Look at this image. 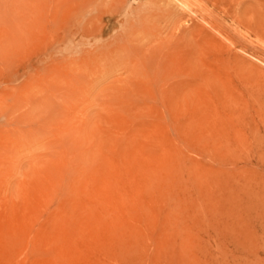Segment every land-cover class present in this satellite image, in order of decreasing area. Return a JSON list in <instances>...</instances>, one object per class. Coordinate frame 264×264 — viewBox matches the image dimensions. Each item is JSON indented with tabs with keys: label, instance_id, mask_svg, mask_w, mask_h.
Instances as JSON below:
<instances>
[{
	"label": "rangeland",
	"instance_id": "1",
	"mask_svg": "<svg viewBox=\"0 0 264 264\" xmlns=\"http://www.w3.org/2000/svg\"><path fill=\"white\" fill-rule=\"evenodd\" d=\"M15 1H0V264H264V0H177L132 42L143 0L98 3L90 28L72 0ZM114 41L124 63L95 60ZM204 135L231 143L232 177Z\"/></svg>",
	"mask_w": 264,
	"mask_h": 264
},
{
	"label": "bare ground",
	"instance_id": "2",
	"mask_svg": "<svg viewBox=\"0 0 264 264\" xmlns=\"http://www.w3.org/2000/svg\"><path fill=\"white\" fill-rule=\"evenodd\" d=\"M1 1V0H0ZM15 1V0H14ZM24 1V0H23ZM26 1V0H25ZM70 1V2H69ZM103 1H106V0H72V3L73 4H75L76 5V8L74 9V11L72 12L73 13V18H75V20L77 21V22H79V23H81V25L84 27V28H87L88 26H89V24L87 25V22H88V20L90 21V19H91V15H93L92 13H94L95 11H97L98 12V10H95V9H97V4L98 3H100V2H103ZM111 1H113V0H111ZM122 1H124V0H121V2ZM177 0H143L142 1V3L141 4H139V7L138 8H136L134 11L132 10L131 11V13H130V15L128 14V16H127V21H130V23H131V27H133V28H135V29H133V31L132 30H130V28L128 29V30H124L125 32H124V39L126 40V41H129V42H132L131 40H136V39H139L138 38V35L140 34V35H144V34H142L141 32L142 31H140V30H137V27L139 28V27H144L146 24H148V23H153L154 21H156L157 19H158V16H164V15H168L169 17H174L176 14H177V7H178V5H179V1L178 2H176ZM185 1V0H184ZM192 1V0H191ZM213 1V0H212ZM218 0H215V2H217ZM11 2H12V0H11ZM10 2V3H11ZM16 2V1H15ZM190 2V1H189ZM10 3H6V4H8V5H10ZM22 3V2H21ZM31 2H29L28 4H30ZM58 3V2H57ZM65 3V2H64ZM66 3H69L66 7H68V6H70V3H71V0H68V2H66ZM104 3V2H103ZM115 3V2H114ZM119 3V2H118ZM178 3V4H177ZM262 3H263V1H262ZM27 4V3H26ZM32 4V3H31ZM45 4V3H44ZM46 4H48V3H46ZM54 4V3H53ZM73 4H72V6H73ZM181 4V3H180ZM206 4V3H205ZM14 5H16V4H14ZM58 5V4H57ZM74 5V6H75ZM106 5V4H105ZM109 6H110V4H108ZM107 5V6H108ZM111 5H113L112 3H111ZM207 5V4H206ZM60 6V5H59ZM58 6V7H59ZM136 6V5H135ZM179 6H182V5H179ZM191 6V5H190ZM208 6V5H207ZM36 7H37V5H36ZM61 8H62V6H60ZM59 7V8H60ZM63 7H65V5L63 6ZM204 7V6H203ZM213 7H215V6H213ZM19 8H21V7H19ZM44 9H45V7H43ZM47 9H46V12H48V11H50V10H52V8L50 7H46ZM56 8V7H55ZM54 8V6H53V10H56ZM103 8H105V7H103ZM204 8H206V6L204 7ZM203 8V9H204ZM211 8V7H210ZM8 9H10V8H8ZM11 9H12V7H11ZM63 9V8H62ZM67 9V8H66ZM120 9V8H119ZM122 9H124V7H122ZM192 9V8H191ZM194 9V8H193ZM24 10V9H23ZM48 10V11H47ZM64 10V12H62V10H61V13L63 14L64 13V15H65V8L63 9ZM69 10V9H68ZM93 10H95L94 12H93ZM187 10V9H186ZM189 10V9H188ZM201 10V9H200ZM213 10V9H212ZM9 11V10H8ZM28 11V10H27ZM102 11V10H101ZM182 11V10H181ZM184 11V10H183ZM209 11V10H208ZM207 11V12H208ZM214 11V10H213ZM37 12H39V11H37ZM56 12V11H55ZM10 13H12V11L10 12ZM15 13V12H14ZM17 13V12H16ZM66 13H68V12H66ZM70 13V12H69ZM123 13V12H122ZM126 13V12H125ZM124 13V14H125ZM36 14V13H35ZM39 14L41 15V13L39 12ZM54 14V13H53ZM71 14V13H70ZM96 14V13H95ZM211 14V13H210ZM15 15V14H14ZM13 15V16H14ZM24 15V14H23ZM22 15V16H23ZM49 15V14H48ZM52 15V13L50 14V16ZM60 15V14H59ZM72 15V14H71ZM101 15V14H100ZM120 15H121V13H120ZM213 15V14H212ZM27 16V14L25 15V17ZM45 16V15H44ZM52 16H54V15H52ZM55 16H57V15H55ZM68 16V15H67ZM96 16V15H95ZM15 18H17V15L16 16H14ZM31 17V16H30ZM39 17V16H38ZM65 17H66V15H65ZM65 17L64 16H62V18H64L65 19ZM121 17V16H120ZM168 17V18H169ZM11 18H13V17H11ZM24 18V17H23ZM34 18V17H33ZM69 18V17H68ZM67 18V19H68ZM92 18H93V16H92ZM95 19H96V17H94ZM175 18V17H174ZM167 19V18H166ZM183 19V18H182ZM181 19V21H183ZM34 20V19H33ZM94 20V19H93ZM110 20V19H109ZM123 20H124V18H123ZM159 20V19H158ZM17 21V20H16ZM23 21H25V20H23ZM22 21V22H23ZM37 21V20H36ZM45 21V20H44ZM94 21H96V20H94ZM126 21V20H125ZM21 22V21H20ZM29 22V21H28ZM66 22V21H65ZM157 22V21H156ZM170 22V21H169ZM180 22V21H179ZM184 22V21H183ZM33 23V22H32ZM52 23V22H51ZM61 23V22H60ZM59 23V24H60ZM94 23V22H93ZM118 23V22H117ZM182 23V22H181ZM25 24V23H24ZM36 24V23H35ZM71 24V23H70ZM40 25V24H39ZM50 25V24H49ZM48 25V26H49ZM72 25V24H71ZM78 25V24H77ZM80 25V26H81ZM114 25V24H113ZM121 25V24H120ZM124 25H125V23H124ZM162 25V24H161ZM47 26V25H46ZM85 26H87V27H85ZM93 26H94V24H93ZM95 26H96V23H95ZM94 26V27H95ZM32 27V26H31ZM54 27H55V25H54ZM57 27V26H56ZM60 26L58 25V28H59ZM98 27H100V26H98ZM120 27V26H119ZM156 27V26H155ZM60 28H62V27H60ZM88 28H90V27H88ZM109 28V27H108ZM113 28V27H112ZM42 29V28H41ZM41 29H39V30H41ZM47 29V28H46ZM48 29H50V27L48 28ZM82 29V31H83V28H81ZM92 29H93V27H92ZM124 29V28H123ZM122 29V30H123ZM26 30V29H25ZM32 30V29H31ZM51 30V29H50ZM58 30V29H57ZM56 30V31H57ZM63 30V29H62ZM88 30V29H87ZM98 30V29H97ZM112 29H110V31H111ZM157 30H159V29H157ZM161 30V29H160ZM80 31V30H79ZM78 31V32H79ZM109 31V30H108ZM135 31H138V32H135ZM68 32V31H67ZM114 32V31H113ZM112 32V33H113ZM118 32H119V29H118ZM33 33H35V30H34V32L32 31V34ZM39 33V32H38ZM41 33V32H40ZM69 33V32H68ZM82 33V32H81ZM88 33H89V31H88ZM90 33H91V31H90ZM144 33V32H143ZM146 33V32H145ZM200 33V32H199ZM61 34H63V32H61ZM86 34V33H85ZM110 34V33H109ZM33 35H35V34H33ZM78 35V34H77ZM88 35V34H87ZM40 36V35H39ZM38 36V37H39ZM64 36V35H63ZM80 36V35H79ZM161 36V35H160ZM57 37V36H56ZM66 37V36H65ZM88 38H86L85 37V39H87L86 41H88V42H90V37L91 36H87ZM98 37V36H97ZM101 37V36H100ZM105 37V36H104ZM103 37V38H104ZM108 37V36H107ZM107 37H105V38H107ZM150 37V36H149ZM62 38V37H61ZM152 38V37H151ZM118 39V38H117ZM226 39V38H225ZM59 40H61V39H58V41ZM70 40H71V42H74L75 41V39H74V36L72 37V38H70ZM80 41H78L79 43H82L83 41L85 42V40L84 39H79ZM114 40H115V38H114ZM166 41V40H165ZM190 41H191V39H190ZM100 42V41H99ZM115 42V41H114ZM135 42V41H134ZM138 42H140V41H138ZM86 43V42H85ZM90 43H92L93 44V42L91 41ZM107 43V42H106ZM144 43H146V42H144ZM232 43V42H231ZM75 44V43H74ZM95 44V46H96V48H94V50L97 52V54H96V57H95V60H97V61H99V62H101V63H103V62H105V61H109L111 64H117V65H120V64H122V63H124V60L127 58V52H128V48H127V45H123V46H121V43H120V41L118 42L117 41V43L115 42V44H114V46H110V48H106V47H104V45H102V44H97V43H94ZM133 44V43H132ZM141 45H142V43H140ZM172 45H174V44H172ZM185 45V44H184ZM189 45V44H188ZM90 46V45H89ZM98 46V47H97ZM108 46V45H107ZM139 46V45H138ZM156 46V45H155ZM162 46V45H161ZM181 46V45H180ZM141 47V46H140ZM146 47V46H145ZM168 47H171V45L169 44V46ZM176 47V46H175ZM196 47V46H195ZM78 48V47H77ZM82 48V47H81ZM88 48V47H87ZM143 48V47H142ZM163 48V47H162ZM79 49V48H78ZM86 49V48H85ZM131 49V48H130ZM156 49V48H155ZM159 49H161V47L159 48ZM159 49H157L158 51H159ZM167 49V48H166ZM172 49V48H171ZM171 49H169V50H171ZM191 49H192V47H191ZM93 50V51H94ZM136 50V49H135ZM84 51V50H83ZM156 51V50H155ZM154 51V52H155ZM162 51H163V49H162ZM165 51V50H164ZM186 51V50H185ZM75 52V51H74ZM87 52V51H86ZM85 52V53H86ZM152 52V51H151ZM153 52V57H154V55H156V53H154ZM87 53H89V52H87ZM94 53V52H93ZM145 53V52H144ZM164 53V52H163ZM139 54V53H138ZM160 54V53H159ZM189 54H190V52H189ZM73 55V54H72ZM148 55V54H147ZM192 55V54H191ZM132 57V56H131ZM144 57V56H143ZM152 57V56H151ZM150 58V57H149ZM144 59H145V57H144ZM156 59H157V57H156ZM129 60V59H128ZM153 60V58L151 59V61ZM182 60V59H181ZM73 61V60H72ZM94 61V60H93ZM163 61H164V59H163ZM170 62V61H169ZM131 63V62H130ZM161 63V62H160ZM164 63V62H163ZM97 64V63H96ZM169 64V63H168ZM127 65V64H126ZM145 65V64H144ZM104 66V65H103ZM146 66V65H145ZM81 67V66H80ZM79 67V68H80ZM75 68V67H74ZM78 68V69H79ZM127 68V67H126ZM164 68V67H163ZM118 69V68H117ZM146 69H148L147 67H146ZM91 70V69H90ZM100 70V69H99ZM148 70H150V69H148ZM75 71V70H74ZM104 71V70H103ZM115 71V70H114ZM73 72V71H72ZM79 72V71H78ZM95 72V71H94ZM97 72V71H96ZM105 72V71H104ZM110 72V71H109ZM111 72H112V70H111ZM118 72V71H117ZM145 72V71H144ZM159 72H160V70H159ZM161 72H162V70H161ZM161 72H160V74H161ZM115 73V72H114ZM113 73V74H114ZM146 73V72H145ZM78 74V73H77ZM109 74V73H108ZM113 74L111 75V76H113ZM158 74V73H157ZM81 75V74H80ZM97 75V74H96ZM99 75V74H98ZM105 75V74H104ZM135 75H136V73H135ZM85 76V75H84ZM132 76V75H131ZM78 77H80V76H78ZM93 77H94V75H93ZM104 77V76H103ZM107 77V76H106ZM121 77V76H120ZM87 79V78H86ZM102 79V78H101ZM106 79V78H105ZM109 79V78H108ZM138 79V78H137ZM99 80H100V78H99ZM158 80V79H157ZM150 81V80H149ZM100 82V81H99ZM115 82H116V80H115ZM97 83H98V80H97ZM117 84V83H116ZM123 84V83H122ZM121 84V85H122ZM95 85V84H94ZM97 85V84H96ZM89 86V85H88ZM100 86V85H99ZM117 86V85H116ZM97 87V86H96ZM101 87V86H100ZM120 87H122L123 88V86H120ZM119 87V88H120ZM85 88V87H84ZM87 88V90H88V88L89 87H86ZM93 88V87H92ZM91 89V88H90ZM121 89V88H120ZM119 89V90H120ZM94 90V89H93ZM101 90V89H100ZM110 90V89H109ZM148 90L149 91H151L149 88H148ZM96 91V90H95ZM102 91V90H101ZM104 91V90H103ZM133 91V90H132ZM158 91H160V90H158ZM90 92H92V90L90 91ZM94 92V91H93ZM120 92V91H119ZM87 93H89V92H87ZM123 93V92H122ZM160 93V92H159ZM158 93V94H159ZM162 93V92H161ZM121 94V93H120ZM163 94V93H162ZM91 95V94H90ZM122 95V94H121ZM124 95V94H123ZM160 95V94H159ZM185 95V94H184ZM139 96H140V94H139ZM149 96V95H148ZM147 96V97H148ZM88 97H89V94H88ZM136 97V96H135ZM142 97V96H141ZM145 97V96H144ZM151 97H152V95H151ZM150 97V98H151ZM167 97V96H166ZM87 99H89V98H87ZM149 99V98H148ZM147 99V100H148ZM162 99V98H161ZM123 100V99H122ZM124 100H125V97H124ZM124 100H123V102H124ZM180 100H182V99H180ZM87 102V101H86ZM149 102V101H148ZM147 102V103H148ZM157 102H158V99H157ZM182 102V101H181ZM165 103V102H164ZM133 104V103H132ZM161 104V103H160ZM127 105V104H126ZM157 105V104H156ZM155 105V106H156ZM159 105V104H158ZM163 105V104H162ZM203 105V104H202ZM150 106V105H149ZM160 107V106H159ZM164 107V106H163ZM200 107V106H199ZM210 107V106H209ZM127 108H129V105H128V107ZM161 108V107H160ZM203 108V107H202ZM153 109V108H152ZM200 109V108H199ZM198 109V110H199ZM160 110V109H159ZM202 110V109H201ZM161 111V110H160ZM210 111V110H209ZM186 113V112H185ZM189 113V112H188ZM207 113V112H206ZM133 114V113H132ZM139 114V113H138ZM154 114V113H153ZM202 114H203V112H202ZM155 115V114H154ZM161 115H162V113H161ZM185 115V114H184ZM207 115V114H206ZM214 115V114H213ZM158 116V115H157ZM185 116H187V115H185ZM208 116V115H207ZM159 118H160V116H158ZM198 117H200V116H198ZM136 118H137V116H136ZM202 118V117H201ZM208 118V117H207ZM32 119V118H31ZM171 119H173V118H171ZM179 119V118H178ZM203 120V119H202ZM171 121V120H170ZM170 121H169V123H170ZM176 121V120H175ZM174 121V122H175ZM198 122L200 121V119L199 120H197ZM196 121V122H197ZM204 121V120H203ZM225 121V120H224ZM177 122V121H176ZM194 122V121H193ZM172 124H173V122H171ZM170 123V124H171ZM203 123V122H202ZM159 124V123H158ZM165 124H167V122H165ZM190 124V123H189ZM196 124V123H195ZM229 125V124H228ZM227 125V126H228ZM168 126V125H167ZM172 127H173V125H171ZM175 126V125H174ZM198 127V126H197ZM165 129H166V126L164 127ZM173 129V128H172ZM228 129V128H227ZM153 130V129H152ZM157 130V129H156ZM161 130V129H160ZM176 129H174V131H175ZM189 130V129H188ZM206 131V130H205ZM230 131V130H229ZM231 131H232V129H231ZM230 131V132H231ZM175 133H176V131H175ZM201 133V132H200ZM199 134V133H198ZM197 134V135H198ZM203 134V133H202ZM229 134V133H228ZM231 134H232V132H231ZM205 136V135H204ZM203 136V137H204ZM232 136V135H231ZM231 138V137H230ZM246 138H248V137H246ZM173 139H174V137H173ZM233 139H234V136H233ZM232 139V140H233ZM33 140V139H32ZM194 140H195V138H194ZM202 140V139H201ZM217 139L214 137V136H211V135H206L204 138H203V140H202V143H203V145H202V148H203V151L206 153V154H208V155H210V156H212V160H214L215 161V163L218 165V167H219V169H220V171L221 172H223L224 174H226L227 176H229V177H232V175H234L233 173H231L228 169L229 168H227V167H229V166H233L234 164H235V160L233 159V148H232V145H231V143L230 142H226V143H223V144H219V142H217L216 141ZM222 140V139H221ZM232 140H230V141H232ZM34 141V140H33ZM175 141H176V139H175ZM183 141V140H182ZM197 141H198V139H197ZM35 142V141H34ZM196 142V141H195ZM235 142V141H234ZM251 142V141H250ZM262 142V141H261ZM175 143V142H174ZM185 143V142H184ZM190 143L192 144V142L190 141ZM252 143V142H251ZM263 143V142H262ZM191 144H188V143H186V145H191ZM232 144H233V141H232ZM238 144V143H237ZM248 144H250V143H248ZM255 144H257V143H255ZM27 145H29V144H27ZM33 145V144H32ZM252 145V144H251ZM177 146H179V145H177ZM193 147H194V145H193ZM252 147H253V145H252ZM264 147V146H263ZM33 149V148H32ZM194 149H195V147H194ZM199 149V148H198ZM261 149V148H260ZM257 150V149H256ZM31 151V150H30ZM30 151H28V152H30ZM202 151V152H203ZM24 152H26V151H24ZM196 152H198V151H196ZM199 152H201L200 150H199ZM198 152V153H199ZM201 152V153H202ZM248 152V151H247ZM200 153V154H201ZM203 154V153H202ZM241 154V153H240ZM204 155V154H203ZM241 156V155H240ZM193 157H195L194 155H193ZM200 157V156H199ZM206 157V156H205ZM210 158V157H209ZM208 158V159H209ZM192 159H194V158H192ZM255 159V158H254ZM197 160V159H196ZM200 160H202V159H200ZM256 160V159H255ZM260 162H262L263 164H264V159H258ZM211 161V160H210ZM238 161V160H237ZM203 162H205V161H203ZM250 162V161H249ZM258 162V161H257ZM214 163V164H215ZM256 163V162H255ZM246 164V163H245ZM259 164V163H258ZM242 165V164H241ZM253 166H255V165H253ZM257 166H260V165H257ZM233 167H235V166H233ZM239 167V166H238ZM237 167V168H238ZM262 167V166H261ZM245 168V167H244ZM233 169V168H232ZM235 169H236V167H235ZM258 169H259V167H258ZM260 169H263L264 170V168H260ZM259 169V170H260ZM248 170V169H247ZM250 170V169H249ZM262 170V171H263ZM250 172V171H249ZM222 173V174H223ZM258 173V172H257ZM223 174V175H224ZM232 174V175H231ZM236 175V174H235ZM254 176V175H253ZM240 177V176H239ZM246 177V176H245ZM255 177H257V176H255ZM244 178V177H243ZM240 179V178H239ZM242 179V178H241ZM244 180V179H243ZM255 180V179H254ZM260 180V179H259ZM241 181V180H240ZM254 183H255V181H254ZM259 183V182H258ZM251 184V183H250ZM260 184V183H259ZM252 187V186H251ZM255 187V186H254ZM254 187H253V189H254ZM259 187V186H258ZM255 190V189H254ZM258 191H259V189H258ZM260 192V191H259ZM117 198H119L118 196H117ZM117 198H115V200H118Z\"/></svg>",
	"mask_w": 264,
	"mask_h": 264
}]
</instances>
